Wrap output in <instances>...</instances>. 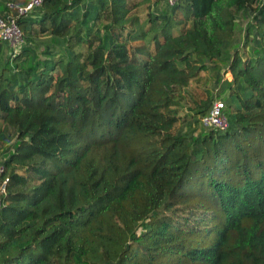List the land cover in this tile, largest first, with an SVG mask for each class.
<instances>
[{
	"label": "trees",
	"instance_id": "1",
	"mask_svg": "<svg viewBox=\"0 0 264 264\" xmlns=\"http://www.w3.org/2000/svg\"><path fill=\"white\" fill-rule=\"evenodd\" d=\"M249 1L178 0L176 17L43 0L19 17V52L0 41V264H264V0L248 55L215 79L228 128L192 135L178 108ZM188 100L199 122L211 97Z\"/></svg>",
	"mask_w": 264,
	"mask_h": 264
},
{
	"label": "rangeland",
	"instance_id": "2",
	"mask_svg": "<svg viewBox=\"0 0 264 264\" xmlns=\"http://www.w3.org/2000/svg\"><path fill=\"white\" fill-rule=\"evenodd\" d=\"M9 0H0V10L4 8L5 3ZM16 1L18 0H11ZM178 2V0H174V3H171L170 0H150V1H144V0H127V4L132 7V12H136L139 14H143L146 11H152L155 13H161V12H168L173 14L176 17H182V13L180 10H173V6ZM251 2V5L249 4ZM23 3V2H19ZM249 3L238 13H235L234 17L231 21V28L228 34H224L223 37L225 38V44L222 49V55L221 59H217L216 61L212 62L211 64L213 66H210L205 71L199 74L197 76V80L190 81L187 85V90H189V94L186 93V90H184V94L182 97L181 105L178 106L180 109V113L186 117L188 123L186 124L187 127L191 125V129L189 130L190 134L197 135L202 130L206 129L207 127H204L200 121L194 122V119L200 117V115L195 114V110H197V107H194V105L188 100V96H194L198 101L200 99H205L207 97H211V103L213 101H222L225 103V107H227V92H220L218 87L215 84V79L218 75H221L223 79L230 80L232 79L231 73L228 71L225 72V68L227 67V63L231 59V54H233V48L237 47V52L240 57H243L248 55L250 47L252 43H248L245 47H243L244 36L247 26L251 23L252 20V7L256 5L255 1H249ZM38 11L36 9L35 11L31 12L30 14H34ZM191 24L187 23L185 26L177 27L174 31L175 34H178L181 32L184 27H189ZM43 41L45 43H49L48 38H44ZM24 42V41H23ZM22 44V43H21ZM20 44V45H21ZM4 45V56L10 55L14 56L17 54L20 50V46L17 47V49L14 50L7 42H3ZM206 63V60H204ZM215 63V64H214ZM226 99V100H225ZM228 117V110L227 108L224 110ZM200 123V124H199ZM137 144L139 147H142L146 143V139H137ZM1 150V148H0Z\"/></svg>",
	"mask_w": 264,
	"mask_h": 264
},
{
	"label": "built area",
	"instance_id": "3",
	"mask_svg": "<svg viewBox=\"0 0 264 264\" xmlns=\"http://www.w3.org/2000/svg\"><path fill=\"white\" fill-rule=\"evenodd\" d=\"M43 0H27L23 3L7 1L5 3L6 12L0 15V41L7 42L12 48L17 49L23 42V31L18 23L19 17L30 14L33 10L40 7ZM174 3V0H170ZM225 103L213 101L206 113L201 118L204 127L225 130L229 126V121L224 112ZM3 165L0 164V193L5 192L6 180H2ZM1 204V202H0Z\"/></svg>",
	"mask_w": 264,
	"mask_h": 264
},
{
	"label": "crops",
	"instance_id": "4",
	"mask_svg": "<svg viewBox=\"0 0 264 264\" xmlns=\"http://www.w3.org/2000/svg\"><path fill=\"white\" fill-rule=\"evenodd\" d=\"M25 1H27V0H18V2H25Z\"/></svg>",
	"mask_w": 264,
	"mask_h": 264
}]
</instances>
